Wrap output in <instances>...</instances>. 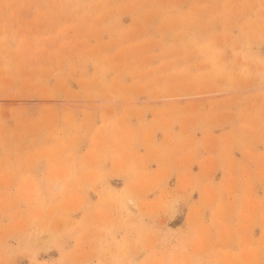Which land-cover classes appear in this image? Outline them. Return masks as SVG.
Returning a JSON list of instances; mask_svg holds the SVG:
<instances>
[{"label":"rangeland","instance_id":"1","mask_svg":"<svg viewBox=\"0 0 264 264\" xmlns=\"http://www.w3.org/2000/svg\"><path fill=\"white\" fill-rule=\"evenodd\" d=\"M0 264H264V0H0Z\"/></svg>","mask_w":264,"mask_h":264}]
</instances>
